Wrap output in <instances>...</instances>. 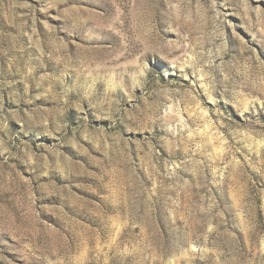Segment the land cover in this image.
Here are the masks:
<instances>
[{
  "label": "rangeland",
  "instance_id": "obj_1",
  "mask_svg": "<svg viewBox=\"0 0 264 264\" xmlns=\"http://www.w3.org/2000/svg\"><path fill=\"white\" fill-rule=\"evenodd\" d=\"M0 264H264V0H0Z\"/></svg>",
  "mask_w": 264,
  "mask_h": 264
}]
</instances>
